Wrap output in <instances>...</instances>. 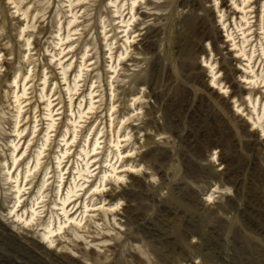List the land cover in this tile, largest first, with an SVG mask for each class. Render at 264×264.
<instances>
[{
	"label": "rangeland",
	"instance_id": "obj_1",
	"mask_svg": "<svg viewBox=\"0 0 264 264\" xmlns=\"http://www.w3.org/2000/svg\"><path fill=\"white\" fill-rule=\"evenodd\" d=\"M0 96V264H264V0H0Z\"/></svg>",
	"mask_w": 264,
	"mask_h": 264
},
{
	"label": "bare ground",
	"instance_id": "obj_2",
	"mask_svg": "<svg viewBox=\"0 0 264 264\" xmlns=\"http://www.w3.org/2000/svg\"><path fill=\"white\" fill-rule=\"evenodd\" d=\"M137 3V0H133V5H135ZM132 10H134V7H132ZM117 14H121V16H122V12H121V10L118 8V11H117ZM244 18H246V16H244ZM130 21V20H129ZM123 22H125V21H123ZM247 22H248V20H247ZM70 35V34H69ZM129 36L127 37V40H129ZM128 49V48H127ZM124 54V53H123ZM123 54H121V55H123ZM85 55V54H84ZM82 66H86V65H82ZM81 66V67H82ZM113 67V66H112ZM113 68H115V70H116V67H113ZM65 74H67V71H66V67H65ZM79 77H81V75L79 74L78 75ZM76 82V81H75ZM78 84H76V86H77ZM26 88V87H25ZM72 90H74L73 88H72ZM71 90V91H72ZM93 95V94H92ZM42 97H45V95L44 96H42ZM92 97V96H91ZM92 100H93V98H92ZM51 102V101H50ZM0 103H1V96H0ZM51 103H49V105H50ZM81 104V103H80ZM82 105V104H81ZM93 107H94V101L93 102H91V106L89 107V109H93ZM19 109H20V111H21V107H19ZM52 112V111H51ZM21 113V112H20ZM82 114H84V110L82 111V112H80V118H82ZM50 116H51V114H50ZM52 117V116H51ZM72 123L74 124V133H77V126H76V124L78 123V121L75 119V120H73L72 121ZM49 127L50 128H52V127H54V125H53V122L49 125ZM18 133H19V135H21V133L23 132H20V131H17ZM35 132V131H34ZM76 135V134H75ZM66 136V135H65ZM65 140V139H64ZM69 144V140H67L66 141V145H68ZM100 143H99V141H96L95 142V147H94V149H92V150H90V149H83L84 150V153H85V155H86V157H89L90 156V154L91 153H93L94 151H97V149H98V147H96L97 145H99ZM119 145V142H117V144H116V146H118ZM16 147V149L18 148V146L16 145L15 146ZM119 147V146H118ZM70 149L68 148V149H66V151L65 152H62L63 153V156L62 157H59V163H58V166H60L61 167V165H62V160L63 159H65V158H67V155L69 154V151ZM93 151V152H92ZM42 152H43V150H39V152H38V154H37V164H36V166H35V169L39 166V162L41 161V155H42ZM95 153V152H94ZM14 164H16V163H18V156H16L14 159ZM111 162V161H110ZM76 165L77 166H75V167H73V169L75 170V175H74V177H73V183L71 184V187H70V189H69V191L67 192V194H66V196H65V198H63V197H61L60 198V200L62 201V205L60 206L61 207V211H62V214H63V217H64V220L61 218V221H60V219L58 220V221H60L59 222V227H58V229H56V227H52L53 226V222L52 223H50V224H47V226H46V229H47V232H45L44 233V237L46 238V239H49V241H50V243L52 244L53 242H54V240H53V237L55 236V234H56V232L57 231H64V230H66V228H72V230L74 231V233H75V236H77V234L79 233L78 232V230L79 229H81V226L83 225L82 224V220H79L78 218H75V217H73V215L70 213V211H69V208H68V206L71 204V203H73V202H75V201H77V200H79V198H80V196H79V191L80 190H82L83 188H84V184L85 183H81V180H83V179H88V181L90 180V178H91V175H85V173H91V171H90V161H86V163H85V167L82 165V164H79V162H76ZM15 166V165H14ZM110 167L112 168V170H110L111 168H109V170L108 171H105V173L102 175V177L100 178V181L101 182H106L107 180H109L110 179V176L109 175H113V174H115L116 173V171H117V166H115V164H111L110 163ZM10 171V170H9ZM32 171V169L29 167V169H28V171H27V175H26V177H28V175H29V173ZM62 171H63V169H62ZM116 175H118V174H116ZM12 176H14V175H12ZM119 177H121V175H118ZM64 177V176H63ZM12 178V177H11ZM45 182H44V185H45V183H46V180H44ZM64 181V180H63ZM105 184V183H104ZM43 185V187H45ZM61 185V184H60ZM102 186V185H101ZM100 186V187H101ZM18 193H21V186H19V184H18ZM42 187V186H41ZM89 187H90V189H92V185H90L89 184ZM94 187V186H93ZM100 187H98V186H96L95 187V190L94 191H100L99 190V188ZM60 189V188H59ZM80 189V190H79ZM40 191V193H41V190H39ZM108 194V193H107ZM42 196V195H41ZM37 198V197H36ZM40 198V197H39ZM42 198V197H41ZM18 199H19V201H21V199H22V195L20 196V197H18ZM39 199L37 198V201H38ZM37 205H39V202H35V204H33V206H32V210L31 211H33V213H31V218L30 219H35V218H37L39 215L38 214H40L39 212H38V210H37V208H36V206ZM57 205V204H56ZM59 205V204H58ZM90 207V205L88 204V205H86V210H85V214L86 213H88L89 212V210H88V208ZM109 211H114V208H112V207H110L109 209H108V211H105L104 212V214L107 216L108 214H109ZM58 216V215H57ZM105 216V217H106ZM29 219H27L26 221H28ZM52 220H54V219H52ZM50 222V221H49ZM39 224V223H38ZM43 225V224H42ZM79 235V234H78ZM82 236V235H81ZM79 238V237H78Z\"/></svg>",
	"mask_w": 264,
	"mask_h": 264
}]
</instances>
